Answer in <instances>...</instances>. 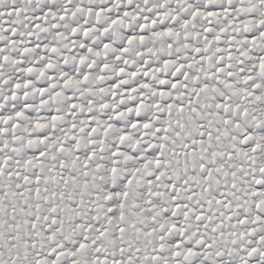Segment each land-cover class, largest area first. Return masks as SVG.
Wrapping results in <instances>:
<instances>
[{"label": "snow or ice", "instance_id": "snow-or-ice-1", "mask_svg": "<svg viewBox=\"0 0 264 264\" xmlns=\"http://www.w3.org/2000/svg\"><path fill=\"white\" fill-rule=\"evenodd\" d=\"M0 264H264V0H0Z\"/></svg>", "mask_w": 264, "mask_h": 264}]
</instances>
